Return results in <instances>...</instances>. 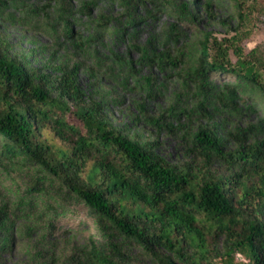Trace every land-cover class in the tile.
Instances as JSON below:
<instances>
[{
    "label": "trees",
    "instance_id": "16d2710c",
    "mask_svg": "<svg viewBox=\"0 0 264 264\" xmlns=\"http://www.w3.org/2000/svg\"><path fill=\"white\" fill-rule=\"evenodd\" d=\"M240 8L242 20L248 8ZM206 9L214 17L210 4ZM174 10L194 24L185 8ZM210 49L206 37L200 43L198 65L186 73V81L206 91V75L227 70L252 83L264 97V82L253 60L234 64L227 48L214 60ZM236 55L241 57L239 51ZM148 58H157L160 65L183 63L182 56ZM60 73L27 68L11 56L0 33V168L8 169L14 162L36 166L54 182L46 185L37 179L24 191L23 196L36 198L53 189L55 200L47 201L43 212L31 205L0 204L2 231L22 209L26 216H53L46 247L36 249L33 264H264L260 141L239 130L231 135L235 148L225 151L212 131L199 127L193 136L187 133L190 163L173 165L155 152L153 143L141 145L115 129L102 104L78 88L75 68ZM226 89L236 94L238 85L226 84ZM215 160L226 166L225 176L212 170ZM77 205L86 207L106 234L88 246L58 250L53 230L64 217L60 210ZM130 247L144 251L150 261L137 262Z\"/></svg>",
    "mask_w": 264,
    "mask_h": 264
},
{
    "label": "rangeland",
    "instance_id": "374dc122",
    "mask_svg": "<svg viewBox=\"0 0 264 264\" xmlns=\"http://www.w3.org/2000/svg\"><path fill=\"white\" fill-rule=\"evenodd\" d=\"M244 1L0 0V33L11 56L29 69L58 76L75 68L78 88L102 104L115 129L141 145L153 143L158 155L183 166L192 160L187 133L193 136L199 127L212 131L225 151L235 148L231 135L239 130L264 147V97L258 88L227 70L207 74L206 91L184 77L197 67L200 43L209 37L210 58L218 60L215 55L227 48L234 64L253 60L264 82V0ZM240 4L248 8L242 20ZM180 7L194 24L177 15L174 9ZM160 54L182 56L183 63L174 67L148 58ZM226 84L238 85L236 94L228 93ZM212 170L227 174L219 160ZM43 172L15 162L0 168V204L43 212L46 202L55 200L53 189L36 198L23 196L34 180L54 183ZM60 212L64 217L53 230L58 250L88 246L106 234L83 205ZM52 219L43 213L26 216L24 209L11 217L0 230V264H33L36 249L46 247ZM127 250L139 263L150 261L136 247Z\"/></svg>",
    "mask_w": 264,
    "mask_h": 264
}]
</instances>
